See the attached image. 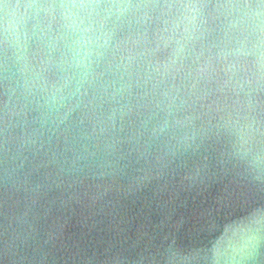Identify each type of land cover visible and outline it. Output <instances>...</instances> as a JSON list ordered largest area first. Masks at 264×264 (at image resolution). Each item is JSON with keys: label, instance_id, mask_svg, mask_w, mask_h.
I'll return each instance as SVG.
<instances>
[{"label": "water", "instance_id": "water-1", "mask_svg": "<svg viewBox=\"0 0 264 264\" xmlns=\"http://www.w3.org/2000/svg\"><path fill=\"white\" fill-rule=\"evenodd\" d=\"M0 264H264V0H0Z\"/></svg>", "mask_w": 264, "mask_h": 264}]
</instances>
